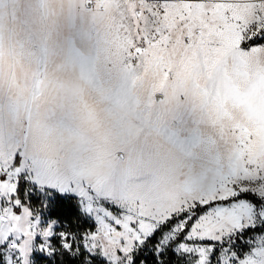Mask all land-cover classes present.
<instances>
[{
	"label": "snow or ice",
	"instance_id": "6c2138e0",
	"mask_svg": "<svg viewBox=\"0 0 264 264\" xmlns=\"http://www.w3.org/2000/svg\"><path fill=\"white\" fill-rule=\"evenodd\" d=\"M60 11L102 37L88 71L58 41L49 0H0L12 106L0 112V264H264V0H61ZM6 28L23 37L7 51ZM70 68L107 109L58 75ZM118 71L150 104L188 105L208 126L195 176L168 168L131 185L115 166L106 116L119 121V91L105 95L104 77L111 87ZM70 98L81 127H55Z\"/></svg>",
	"mask_w": 264,
	"mask_h": 264
},
{
	"label": "rangeland",
	"instance_id": "374dc122",
	"mask_svg": "<svg viewBox=\"0 0 264 264\" xmlns=\"http://www.w3.org/2000/svg\"><path fill=\"white\" fill-rule=\"evenodd\" d=\"M58 41L77 55L88 71L98 56L104 57L102 37L89 22L77 21L72 27L61 28ZM108 67H112L111 64ZM105 80V95L118 89L115 97L121 112L118 122L106 120L111 125V142L119 155L114 160L118 170L127 177L128 183H147L154 175L168 168H180L195 176L208 162L212 152V138L208 126L201 123L197 113L183 104H150L149 91L133 90L130 78L123 71L112 76L111 87ZM5 89H0V105ZM97 99V94L92 93ZM140 105L136 106L135 97ZM103 111L109 104L101 102ZM79 101L67 99L58 107L51 123L60 129H77L82 121L78 111ZM129 113L131 115H129ZM132 130H128L129 124Z\"/></svg>",
	"mask_w": 264,
	"mask_h": 264
},
{
	"label": "clouds",
	"instance_id": "9594fccd",
	"mask_svg": "<svg viewBox=\"0 0 264 264\" xmlns=\"http://www.w3.org/2000/svg\"><path fill=\"white\" fill-rule=\"evenodd\" d=\"M64 2L66 3V0H64ZM60 3L61 0H49V4L52 8H54L56 10V19L58 21V23L61 25V28H65L67 25L66 22V11L65 12H61L60 11ZM22 34L20 33V31L18 29H16L13 33H10L8 31V28L5 29L4 32V46H5V50L7 51V49L10 46H16L18 45V42L22 39ZM62 59L61 56L59 55H55L52 57V64L53 66L58 65L60 63H62ZM24 66L25 69H27L29 67V65L27 64V62H24ZM34 67V65L32 66ZM58 75H60V77L66 81L71 82L72 84L80 87L81 89H83V96L84 99L87 101V103L89 105H91L92 107H94L96 109V111L98 113H102L103 112V105L101 104L100 101H98L93 94L91 93L90 90H88V88L83 85L77 78V72L75 69L70 68L68 69L66 72L63 73H59Z\"/></svg>",
	"mask_w": 264,
	"mask_h": 264
},
{
	"label": "crops",
	"instance_id": "0c3cea01",
	"mask_svg": "<svg viewBox=\"0 0 264 264\" xmlns=\"http://www.w3.org/2000/svg\"><path fill=\"white\" fill-rule=\"evenodd\" d=\"M2 96H5L6 98H2L1 100H3V104L0 105V112L3 113L4 118L7 120L8 117L10 116L11 113V97L10 94L8 93L7 89H5L3 91V93H1Z\"/></svg>",
	"mask_w": 264,
	"mask_h": 264
}]
</instances>
